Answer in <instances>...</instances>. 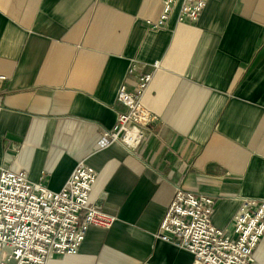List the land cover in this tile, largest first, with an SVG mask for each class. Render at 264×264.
Wrapping results in <instances>:
<instances>
[{"label":"crops","instance_id":"crops-1","mask_svg":"<svg viewBox=\"0 0 264 264\" xmlns=\"http://www.w3.org/2000/svg\"><path fill=\"white\" fill-rule=\"evenodd\" d=\"M164 0H0V166L60 190L81 161L98 176L91 202L117 220L91 226L74 255L47 264H196L157 234L175 188L207 195L201 15ZM140 63L153 72L142 103L158 115L130 153L100 140L136 90ZM158 64L159 67L155 66Z\"/></svg>","mask_w":264,"mask_h":264},{"label":"built area","instance_id":"built-area-1","mask_svg":"<svg viewBox=\"0 0 264 264\" xmlns=\"http://www.w3.org/2000/svg\"><path fill=\"white\" fill-rule=\"evenodd\" d=\"M164 6L157 22L148 21L153 28L162 27L176 8L181 21L193 23L201 15V0H164ZM140 68L136 60L130 64V72L138 75L136 90L121 84L116 97L126 109L100 140L102 148L116 143L133 153L158 119L141 101L153 72L143 73ZM97 176L93 167L81 161L64 187L55 190L41 180H31L23 169L0 166V264H47L54 255L77 254L89 227L110 229L117 217L90 200ZM158 229L160 238L188 249L196 264H209L207 195L177 186Z\"/></svg>","mask_w":264,"mask_h":264}]
</instances>
